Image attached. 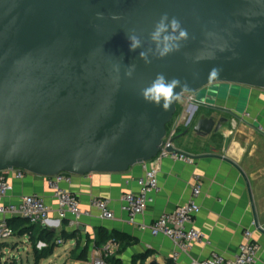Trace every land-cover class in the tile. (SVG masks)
Here are the masks:
<instances>
[{
  "label": "water",
  "instance_id": "water-1",
  "mask_svg": "<svg viewBox=\"0 0 264 264\" xmlns=\"http://www.w3.org/2000/svg\"><path fill=\"white\" fill-rule=\"evenodd\" d=\"M163 13L189 35L146 64L126 33L154 48ZM213 67L221 72L210 79ZM157 73L188 85L168 111L141 94ZM221 84L264 89V0H0V172H127L157 156L186 94L198 96L188 124L201 106L213 111L193 132L218 133L228 118L217 121L221 109L201 102Z\"/></svg>",
  "mask_w": 264,
  "mask_h": 264
},
{
  "label": "crops",
  "instance_id": "crops-1",
  "mask_svg": "<svg viewBox=\"0 0 264 264\" xmlns=\"http://www.w3.org/2000/svg\"><path fill=\"white\" fill-rule=\"evenodd\" d=\"M191 95L198 98L195 93ZM191 95L181 104L169 131H175L174 135L188 132L174 143V147L178 152L191 155L195 159L193 163L167 158L157 163L138 164L124 173L72 175L63 187L78 196L81 209L85 212L75 225L71 224V215L66 219L59 218L57 200L49 187L48 178L27 173L24 178L18 179L13 172H7L5 175L12 190L2 202L11 205L17 204L26 195L43 196L51 207V215L49 221L38 225L37 229L39 233L46 231L62 240L57 247L63 249L59 255L65 258L64 263L90 264L95 242L105 231L125 233L132 238L133 243L120 255L123 264H132L133 258L142 254L148 256L139 264H189L194 259H206L213 252L233 258L244 241L245 229L252 228L254 240L261 246L254 264H264V89L250 88L245 92L231 89L223 96L203 98L201 103L214 104L221 109L216 112L217 121L223 118L229 120L218 133L203 137L195 134L193 127L200 118L213 111L201 106L195 112L192 124H188L192 113L189 109ZM245 113L250 116L244 117ZM154 167L159 170L161 191L153 195L146 212L131 223L122 210V197L127 192H138V178ZM196 174L202 175V193L198 198L201 212L195 217L193 226L203 232L208 241L194 243L187 253L180 254L175 260L174 242L163 235L153 236L141 226L151 225L162 215L186 204L192 195ZM94 198L110 203L113 219L101 218L98 209L92 205ZM65 232L74 233L75 237L68 239L63 236ZM13 237L32 243L28 234L20 236L16 233ZM87 237L90 243L86 259H74L72 254H82ZM39 243L43 247L46 245L42 241ZM2 244L6 245L7 241H0Z\"/></svg>",
  "mask_w": 264,
  "mask_h": 264
},
{
  "label": "built area",
  "instance_id": "built-area-1",
  "mask_svg": "<svg viewBox=\"0 0 264 264\" xmlns=\"http://www.w3.org/2000/svg\"><path fill=\"white\" fill-rule=\"evenodd\" d=\"M191 95V94H189ZM195 97L191 95L189 102H194ZM244 117H249V113H245ZM175 131L168 132V136L164 139V144L156 157L152 159L155 163L170 158L175 161L185 163H193L194 158L186 153L172 152L169 150L174 143L172 138ZM151 162V161H150ZM7 172H13L15 177L22 179L27 174L21 169H13L0 172V241H5L16 235L15 230L9 224L11 218H23L30 224H46L51 215V207L43 196L39 194H30L22 197L17 204L7 205L2 200L12 190V185L5 175ZM158 167L149 168L145 174L138 178V192H127L122 197V210L127 213L129 221L134 223L136 218L143 215L149 204L153 201V195L161 191L158 179ZM69 174H59L48 178V184L53 191L57 200V211L60 219H66L72 216L71 224L75 225L85 212L81 209L78 196L63 187L65 182L71 180ZM202 193V175L196 174L192 195L186 204L179 206L174 212L162 215L156 222L151 225H142L143 230H149L153 236L163 235L170 238L176 247L173 258L176 260L180 254L187 253L194 243H206V235L193 226L195 217L201 212L198 198ZM92 205L98 209L101 218L113 219L114 212L110 207V203L102 198H94ZM255 226V223H253ZM252 228L245 229L244 241L239 245L238 251L233 258H226L222 254L213 252L206 259H194L189 264H254L259 256L261 246L254 240ZM59 239L57 243H61ZM115 239L109 240L106 244L95 247L93 258L90 264H108L107 257L117 249Z\"/></svg>",
  "mask_w": 264,
  "mask_h": 264
},
{
  "label": "clouds",
  "instance_id": "clouds-1",
  "mask_svg": "<svg viewBox=\"0 0 264 264\" xmlns=\"http://www.w3.org/2000/svg\"><path fill=\"white\" fill-rule=\"evenodd\" d=\"M103 13H97L98 17H103ZM113 19H118L116 14H113ZM127 34L129 40V48L131 51L142 49L140 58L146 63L152 62L151 57L163 59L172 52L179 51L182 47V42L188 38V32L183 27L181 21L176 17H170L167 13H163L155 22L154 28L150 33V40L153 47L144 49V41L139 35ZM223 50V49H221ZM211 59V57H208ZM135 64H131L126 69V75L131 77L135 72ZM119 70V69H117ZM221 69L213 67L209 71V78H214L219 75ZM188 88L186 82H182L179 78L169 79L164 73H157L151 81L150 86L142 89L143 99L154 104L163 111H168L174 100L179 96L180 91ZM179 89V91H177Z\"/></svg>",
  "mask_w": 264,
  "mask_h": 264
},
{
  "label": "trees",
  "instance_id": "trees-1",
  "mask_svg": "<svg viewBox=\"0 0 264 264\" xmlns=\"http://www.w3.org/2000/svg\"><path fill=\"white\" fill-rule=\"evenodd\" d=\"M9 224L13 227L15 232L18 233L20 236H24L27 234L30 235V241L34 244V249L36 252L35 254L36 264H38L42 259H46L50 257L54 249L57 247V241L59 238H56L55 234H51L46 231L39 233V230L37 229L38 225L36 224H30L29 221L23 218H11L9 219ZM100 232H102V229ZM38 234H40V236ZM63 236L69 239V238H74L75 234L74 233L67 234L65 232ZM112 239L116 240L118 246L117 249L112 254L108 255L107 257L108 264H123L120 255H122L127 250L129 245L133 243L132 238L125 233H121V232L107 233L105 231L104 233L99 234V238H97L95 242L96 247L106 244L109 240ZM40 241L44 242L46 245L42 247V249L36 250V245ZM89 243H90V238L87 237V244L82 249L81 252L82 254L80 255L72 254L73 258L77 260H85L86 259L85 253L87 252ZM147 256H148L147 254L135 256L132 260V264L143 263V259L147 258ZM151 264H159V263L153 262Z\"/></svg>",
  "mask_w": 264,
  "mask_h": 264
},
{
  "label": "rangeland",
  "instance_id": "rangeland-1",
  "mask_svg": "<svg viewBox=\"0 0 264 264\" xmlns=\"http://www.w3.org/2000/svg\"><path fill=\"white\" fill-rule=\"evenodd\" d=\"M223 86H233L239 89V86L237 85H229V84H221ZM246 90H249L250 88H245ZM189 94L184 95L178 104V111L176 116L179 114L181 110V104L184 103L185 98H188ZM175 116V118H176ZM174 118V120H175ZM173 120V122H174ZM172 122V123H173ZM19 241L18 243L15 241ZM7 244L0 245V264H36L35 263V250H34V244L25 242L24 239H19L17 237H11L10 239L6 240ZM25 243H23V242ZM17 243V244H15ZM61 243H59L60 245ZM58 245V244H57ZM8 246V247H7ZM42 245L40 243H37L36 250L42 249ZM63 253V249L57 247L56 252L53 254L52 257L48 259H42L38 264H70V262H65V258L61 257L59 254Z\"/></svg>",
  "mask_w": 264,
  "mask_h": 264
},
{
  "label": "flooded vegetation",
  "instance_id": "flooded-vegetation-1",
  "mask_svg": "<svg viewBox=\"0 0 264 264\" xmlns=\"http://www.w3.org/2000/svg\"><path fill=\"white\" fill-rule=\"evenodd\" d=\"M245 88H247V87L239 86V91H244L245 92L246 91ZM231 89L238 90L236 87H233V86L219 85L217 87H213L212 89H207L206 92H204L202 95L204 97L207 94L212 93V96L215 95V94H217V96H220V95L224 94L225 92L230 91ZM213 93H215V94H213ZM208 96H210V95H208Z\"/></svg>",
  "mask_w": 264,
  "mask_h": 264
}]
</instances>
